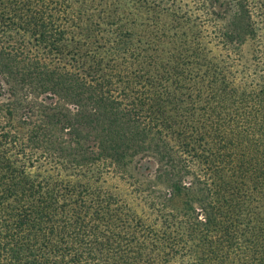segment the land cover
Returning a JSON list of instances; mask_svg holds the SVG:
<instances>
[{"label": "trees", "instance_id": "1", "mask_svg": "<svg viewBox=\"0 0 264 264\" xmlns=\"http://www.w3.org/2000/svg\"><path fill=\"white\" fill-rule=\"evenodd\" d=\"M56 1L0 0V88L16 99L8 112L0 107V137L30 163L54 158L75 170L18 174L26 188L0 191V264H105L92 251L98 242L110 249V264H153L132 243L155 246L163 236L171 245L162 256L178 253V264H248V256L264 264L263 236L242 263L234 244V202L243 190L264 198V10L226 0L233 32L214 25L224 50L216 80L228 90L239 82L253 103L221 115L167 110L147 92L118 96L107 81L48 58L39 44L56 49L52 22L39 17L51 19ZM193 8L213 17L208 0ZM246 39L255 42L252 63L240 49ZM40 95L47 105L36 103ZM110 174L132 191L109 188ZM260 221L250 235L263 233Z\"/></svg>", "mask_w": 264, "mask_h": 264}, {"label": "rangeland", "instance_id": "2", "mask_svg": "<svg viewBox=\"0 0 264 264\" xmlns=\"http://www.w3.org/2000/svg\"><path fill=\"white\" fill-rule=\"evenodd\" d=\"M197 1L201 0L56 1L51 19L44 14L39 17L44 23L52 22L50 35L56 49L48 46L44 50L41 43L39 50L60 65L77 68L92 79L107 81L118 96L124 92L131 96L147 92L155 103L167 110L196 111L199 114L214 112L225 115L245 111L253 103L247 100L239 82L236 84L238 90H228L216 80V69L224 57V50L216 41L214 25L216 22L222 24L226 34L233 32L232 22L227 16L230 8L225 5L226 0H208L213 17L206 19L193 8ZM251 1L256 10H264V0ZM255 15L254 18L259 16ZM260 25V33L264 35V21L259 22ZM254 43L246 39L240 45L243 56L250 63L255 59L252 55ZM262 98L264 100V96ZM262 98H254L253 102L257 104ZM15 100L8 90L0 88V107L4 112L14 106ZM36 100L41 106L47 105L50 97L40 95ZM48 126L55 133V125ZM18 148L0 137V191L26 188L18 174L69 176L75 172L64 160L46 158L30 163L31 159L20 154ZM213 160L216 166V159ZM144 172L137 176L146 175ZM107 180L109 188H118L125 193L132 191L115 174L108 175ZM208 180L214 189L216 174H210ZM260 196L255 190H243L238 201L234 202L237 208L234 212L237 232L234 244L238 248L235 260L239 263L245 261L244 254L250 252L249 245L264 237V198ZM131 198L129 194L127 199ZM258 219L263 224V233L258 229L255 236L250 235L252 228L259 226L254 223ZM170 240L163 236L153 241L156 245L152 246L149 240L137 239L132 247H144L141 249H144L143 255L149 256L153 264H178V253L169 259L162 256V250L167 249ZM193 242L185 239L181 244L188 247ZM98 243H94L93 254L99 260L101 255L104 256L102 262L110 264V249L107 244ZM247 261L253 264L249 256Z\"/></svg>", "mask_w": 264, "mask_h": 264}]
</instances>
